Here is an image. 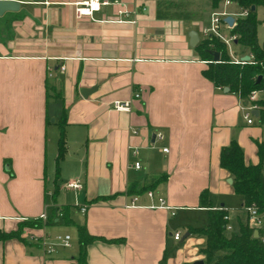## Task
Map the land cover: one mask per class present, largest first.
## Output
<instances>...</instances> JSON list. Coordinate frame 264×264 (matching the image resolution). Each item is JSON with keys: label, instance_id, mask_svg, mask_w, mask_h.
<instances>
[{"label": "crops", "instance_id": "crops-1", "mask_svg": "<svg viewBox=\"0 0 264 264\" xmlns=\"http://www.w3.org/2000/svg\"><path fill=\"white\" fill-rule=\"evenodd\" d=\"M13 1L18 9L0 15V233L20 229V237L0 238V264H197L204 238L187 228L206 223L199 192L206 189L211 208L226 209L229 220L241 204L234 214L226 207L234 192L220 148L233 139L244 164H255L264 138L256 116L246 123L245 103L201 74L206 62L188 31L198 42L209 19H157L155 0H115L80 17L74 4L82 0ZM119 9L133 22L116 21ZM225 11L233 17L237 9L231 3ZM138 89L129 111L111 108ZM63 109L66 152L56 179ZM160 174L153 187L129 192ZM72 181L81 187H68ZM34 220L42 225L23 224ZM82 223L122 241H92L80 263L75 224ZM64 234L69 247L56 242Z\"/></svg>", "mask_w": 264, "mask_h": 264}, {"label": "trees", "instance_id": "trees-1", "mask_svg": "<svg viewBox=\"0 0 264 264\" xmlns=\"http://www.w3.org/2000/svg\"><path fill=\"white\" fill-rule=\"evenodd\" d=\"M237 9L233 15V22L228 27V33L233 34V54L237 57L249 56V60L242 63L233 62L223 42L214 36H206L200 39L194 49L200 60L206 62V68L201 71L203 77L209 80L215 87L222 89L226 87L246 103L250 91L259 89L264 78V42L257 38L258 20L255 9L251 6H264V0H229ZM222 0H206L203 9L199 4L190 2H174L172 0H155V17L157 19H179L196 20L203 12H212L218 8ZM245 10L243 15L241 12ZM217 53V60H213V53ZM261 79L257 82V77ZM258 106L256 119L259 123L264 122V99L258 98L254 101ZM59 137L57 140V154L55 157L56 179L59 173V162L66 152L65 124L66 112L62 110V116L58 122ZM258 161L255 164H244L242 150L235 140H230L219 150L218 164L225 169L231 177L233 192L241 198L238 213L232 220L224 219L227 210L220 207L212 209L209 194L203 189L198 194V204L207 208L206 223L202 227H188L190 234L204 238L199 252L203 256V264H264V138L256 143ZM165 175L160 174L146 179L137 189L132 191H143L153 187L156 183L163 181ZM57 188L54 193H57ZM98 199V198H97ZM94 199V200H97ZM255 209L256 213L263 219L262 227L254 228L249 225L247 219V208ZM70 205H64L59 210L66 224L72 222L68 218ZM47 221H52L53 216H47ZM29 226L42 225L40 220L23 222ZM230 224L226 230L225 225ZM78 233L80 263L85 262L86 246L94 240L106 242H119L122 239H105L92 235L88 232L85 223L75 224ZM257 230V237H253V230ZM20 237V229L10 233H0V238Z\"/></svg>", "mask_w": 264, "mask_h": 264}, {"label": "built area", "instance_id": "built-area-1", "mask_svg": "<svg viewBox=\"0 0 264 264\" xmlns=\"http://www.w3.org/2000/svg\"><path fill=\"white\" fill-rule=\"evenodd\" d=\"M112 3L111 0H82L79 2H76L74 4V12L76 17H80V16H92L94 14V12L99 11L103 6H107L110 5ZM229 4H231V2L229 0H222V5L223 7L228 6ZM246 11L243 10L241 12V14H245ZM118 19L116 21L118 22H133V20H126L123 18V16H127V11L124 9H119L118 10ZM229 15L227 12L225 11H212L209 17V22L208 25L206 27L203 28V35L204 37L206 36H214L217 39H219L221 42H223L225 44V46L227 47V51H228V55L230 57V59L235 62V63H242L244 61H241L239 57L235 56L232 52V41L235 39V36L233 34H227L226 36H224L222 34V28L223 27H227V25L223 22V17ZM63 69V67H61ZM262 87L256 90H252L249 92L247 99H246V103H245V107H244V112H243V117L246 121V123H251L252 119H253V112L256 111L258 109V106L256 105V103L254 102L256 99H258V93L259 92H264V78H263V82H262ZM140 95V91L138 90H134L132 97L129 99H122V100H114L111 103V108L116 110V111H129L131 108V103H132V99H137L139 98ZM156 137L157 138H161V133L157 132L156 133ZM163 151H165L166 149L163 148ZM134 166L137 168L138 167V163L135 162ZM68 187H72V188H80L81 184L79 182H69L67 184ZM147 196L151 197V192L148 191L147 192ZM157 206H161V207H166L163 204V200L161 198H158V204ZM81 211L84 212L85 211V207H81ZM247 219H248V223L250 226L254 227V228H259L262 227L263 224V219L256 213L255 209L248 207L247 208ZM42 219H46L47 216L45 214H43L41 216ZM224 219L228 220V216L225 215ZM225 229L229 230L230 229V224H226L225 225ZM173 239L176 240L179 237V233L175 232L172 235ZM56 242H59L61 245L65 246V247H69L70 246V235L69 234H64V235H56L55 236ZM261 241L264 242V236L261 237ZM55 243H50L48 244L49 248H52L53 245Z\"/></svg>", "mask_w": 264, "mask_h": 264}, {"label": "rangeland", "instance_id": "rangeland-1", "mask_svg": "<svg viewBox=\"0 0 264 264\" xmlns=\"http://www.w3.org/2000/svg\"><path fill=\"white\" fill-rule=\"evenodd\" d=\"M166 1H168V0H166ZM172 1H174V2L181 1V2H190L192 4H199L202 7V9H203L204 3L206 2V0H172ZM215 11H225V7H223V5L220 3L218 8L215 9ZM210 14H211V12H203L201 17L199 19H196V21H201L202 23L206 24V20H207V18L209 19ZM255 15H256L257 20L259 21L258 25H257V33L259 35V39H260V41H264V6H257L255 9ZM222 34L224 36H226L229 33L222 31ZM262 86L263 85H261V87ZM258 97L264 99V92H259ZM262 124H263L262 129L264 131V122ZM263 164H264V162H263ZM263 174H264V170H263ZM48 185H50V182L48 183ZM226 199H227L226 203H225L226 207L229 208V211L232 214H234V212H235L234 208H238L240 197L238 195H236L235 193H230ZM47 200L50 203L51 202V196H48ZM65 204H69V203H65ZM78 215H80V214L78 213ZM67 231L72 235V244H73V250H74V249H76L75 229L72 227H68ZM183 233H184V231L180 230V238H182ZM185 241L186 240H183L182 242H175L177 244H176V246H174L172 248V250L175 252L180 247V245L185 244ZM196 244H197V242H196ZM198 246H202V244L200 243ZM198 252H199V250H198ZM202 259H203V257H202Z\"/></svg>", "mask_w": 264, "mask_h": 264}, {"label": "water", "instance_id": "water-1", "mask_svg": "<svg viewBox=\"0 0 264 264\" xmlns=\"http://www.w3.org/2000/svg\"><path fill=\"white\" fill-rule=\"evenodd\" d=\"M111 1H115V0H111ZM19 5L16 1H13V0H0V15L5 11V10H16L18 9ZM254 9V6H251L250 7V10H253ZM223 22L227 25V26H230L233 22V17L231 15H226L223 17ZM197 40H198V37H197V33L194 31V30H190L188 31V43L191 47H193L196 43H197ZM217 53L214 52L212 57H213V60H217ZM240 60L241 61H246V60H249V56L248 55H244L242 57H240ZM261 79L260 76L257 77V82ZM223 91H227L228 89L226 87H223L222 88ZM81 93L83 96H86V93H85V90L82 89L81 90ZM253 115L256 116L257 115V112L254 111L253 112ZM226 181L228 183H231V178L228 177L226 179ZM186 235V233L184 234ZM253 237H257V230L254 229L253 230V234H252ZM197 264H203V261L202 260H198L196 261Z\"/></svg>", "mask_w": 264, "mask_h": 264}]
</instances>
